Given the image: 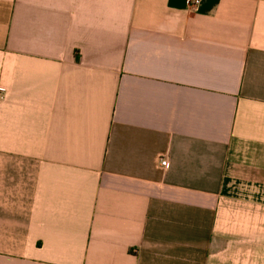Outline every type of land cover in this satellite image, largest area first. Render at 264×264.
<instances>
[{
	"label": "crops",
	"instance_id": "crops-1",
	"mask_svg": "<svg viewBox=\"0 0 264 264\" xmlns=\"http://www.w3.org/2000/svg\"><path fill=\"white\" fill-rule=\"evenodd\" d=\"M0 264H264V0H0Z\"/></svg>",
	"mask_w": 264,
	"mask_h": 264
},
{
	"label": "built area",
	"instance_id": "built-area-1",
	"mask_svg": "<svg viewBox=\"0 0 264 264\" xmlns=\"http://www.w3.org/2000/svg\"><path fill=\"white\" fill-rule=\"evenodd\" d=\"M188 3L192 9H196L200 3V0H188ZM160 163L164 168H168L170 165V160L167 156H162L160 158Z\"/></svg>",
	"mask_w": 264,
	"mask_h": 264
}]
</instances>
